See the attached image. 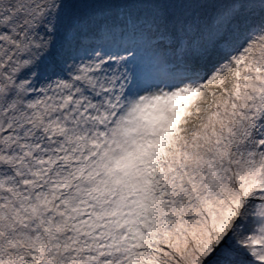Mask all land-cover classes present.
Listing matches in <instances>:
<instances>
[{
	"label": "snow or ice",
	"instance_id": "obj_1",
	"mask_svg": "<svg viewBox=\"0 0 264 264\" xmlns=\"http://www.w3.org/2000/svg\"><path fill=\"white\" fill-rule=\"evenodd\" d=\"M0 264H264V0H0Z\"/></svg>",
	"mask_w": 264,
	"mask_h": 264
}]
</instances>
